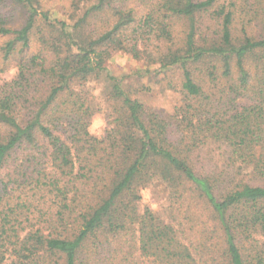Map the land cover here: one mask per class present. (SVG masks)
Listing matches in <instances>:
<instances>
[{
  "label": "trees",
  "instance_id": "1",
  "mask_svg": "<svg viewBox=\"0 0 264 264\" xmlns=\"http://www.w3.org/2000/svg\"><path fill=\"white\" fill-rule=\"evenodd\" d=\"M66 16L0 0V264H264V0ZM115 52L178 93L171 111L130 95Z\"/></svg>",
  "mask_w": 264,
  "mask_h": 264
},
{
  "label": "rangeland",
  "instance_id": "2",
  "mask_svg": "<svg viewBox=\"0 0 264 264\" xmlns=\"http://www.w3.org/2000/svg\"><path fill=\"white\" fill-rule=\"evenodd\" d=\"M42 6L48 8L50 12L57 14L58 18H66L69 8L70 0H41ZM7 37L0 35V47ZM36 42L32 40L31 46L27 53L34 51ZM15 58H11L6 63H3L0 57V84L9 80L15 74L16 68L14 67ZM6 66V67H5ZM108 68L114 74H125L127 77L124 85L132 97L139 98L153 108H161L166 111H171L173 106L179 101L178 93L169 89H162L161 85L156 79L152 80L149 76H141V68L144 66L141 62L133 59L130 55L115 52L107 62ZM4 67V68H3ZM12 70V71H10ZM161 77V76H160ZM91 92L99 101L104 87L99 83L90 84ZM164 90V91H163ZM105 126L104 114L99 112L91 118L89 130L92 134H101ZM144 202L156 199L161 201L158 196L157 189L151 188L143 191Z\"/></svg>",
  "mask_w": 264,
  "mask_h": 264
},
{
  "label": "clouds",
  "instance_id": "3",
  "mask_svg": "<svg viewBox=\"0 0 264 264\" xmlns=\"http://www.w3.org/2000/svg\"><path fill=\"white\" fill-rule=\"evenodd\" d=\"M10 71H12V70H10Z\"/></svg>",
  "mask_w": 264,
  "mask_h": 264
}]
</instances>
